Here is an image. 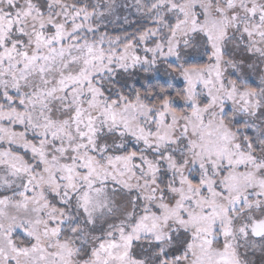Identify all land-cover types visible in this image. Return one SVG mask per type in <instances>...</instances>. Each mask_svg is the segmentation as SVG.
Instances as JSON below:
<instances>
[{"label":"snow or ice","instance_id":"obj_1","mask_svg":"<svg viewBox=\"0 0 264 264\" xmlns=\"http://www.w3.org/2000/svg\"><path fill=\"white\" fill-rule=\"evenodd\" d=\"M0 264H264V0H0Z\"/></svg>","mask_w":264,"mask_h":264}]
</instances>
